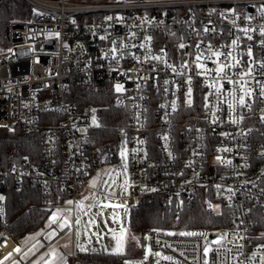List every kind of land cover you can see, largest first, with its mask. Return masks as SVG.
<instances>
[{
    "label": "built area",
    "instance_id": "2783aa9c",
    "mask_svg": "<svg viewBox=\"0 0 264 264\" xmlns=\"http://www.w3.org/2000/svg\"><path fill=\"white\" fill-rule=\"evenodd\" d=\"M25 1L29 16L6 22L0 38V127L41 131L43 153L39 162L0 155V262L12 254L5 264H31L74 231L77 193L86 190L101 192V201L125 199L127 229L142 197H159L176 215L198 198L224 222L229 210L231 225L192 229L198 235L148 231L160 249L152 264H264V0ZM221 64L228 67L217 74ZM94 77L107 80L111 105L129 121L109 143L89 147L99 108L69 95L72 80ZM122 152L130 190L117 196L98 184ZM9 178L42 188L41 207L61 211L20 251L7 216ZM65 217L71 226L61 231Z\"/></svg>",
    "mask_w": 264,
    "mask_h": 264
},
{
    "label": "trees",
    "instance_id": "16d2710c",
    "mask_svg": "<svg viewBox=\"0 0 264 264\" xmlns=\"http://www.w3.org/2000/svg\"><path fill=\"white\" fill-rule=\"evenodd\" d=\"M30 12L31 6L25 0H0V35L4 33L6 22L29 16ZM70 85L69 96L78 104L94 102L99 108L100 122L89 128V147L107 144L115 139L121 123L129 121V114L126 109L111 105L110 100L115 91L108 85L107 80L94 77L72 80ZM42 153L41 131L28 133L17 129L12 132L0 127V155L4 160L27 156L33 162H39ZM4 183L7 216L12 221L11 230L21 237L41 228L51 214V209L41 207L48 194L42 188L30 184L19 188L12 178L4 180ZM60 192L65 194V191ZM50 195L51 201L56 202L54 191ZM225 213L228 217L226 222L221 215L207 212L198 198L180 215H176L175 210L165 205L159 197H142L131 212L129 231L141 236L145 231L172 233L170 231L174 230L173 233H179L195 228L214 230L231 225L229 210ZM136 249L127 247L124 252L87 249L78 251L76 256L78 264H122L126 257L134 255Z\"/></svg>",
    "mask_w": 264,
    "mask_h": 264
},
{
    "label": "rangeland",
    "instance_id": "374dc122",
    "mask_svg": "<svg viewBox=\"0 0 264 264\" xmlns=\"http://www.w3.org/2000/svg\"><path fill=\"white\" fill-rule=\"evenodd\" d=\"M2 36L3 35H0V38H2ZM97 179L98 176H95L90 183L95 185ZM98 186L101 190L107 191L112 195L121 196L129 193V164L125 155L119 157L115 162L108 163L104 167V172ZM77 195L78 203L83 202L82 209L77 207V217L79 218L80 223L75 226L74 231L64 235L51 249L46 250L31 264H45V261H51L53 259L51 253L53 248L56 250L55 264H71L72 253L74 251H83L81 248L84 250L99 248L106 251H115L117 248L116 238L120 236L123 238L120 240L121 248L119 252H124L127 247L135 249L137 248V245L139 246V248L133 252L134 255L126 257L124 261L126 260L129 264H152V261L158 256L156 253L160 254V249L153 246L148 231L144 233L145 238H142L141 241H139L140 235L130 233L129 229L122 227L120 214L122 212H127L125 199H113L114 202L122 204L120 206L102 207V205H99L101 199L104 197L101 192L85 190L79 191ZM0 197H3L2 194H0ZM86 197L87 199H85ZM105 199L107 200V198ZM57 212H59L60 216L61 211L59 209L55 210L45 220V223L41 228L21 236V243L17 249H19V251L23 249L43 230V228L50 226L52 224L50 217ZM67 218L68 221L71 222L70 218ZM173 231L174 230H171L170 232L173 233ZM188 232L194 233L195 230H189ZM54 233V231L50 232L47 237H52ZM77 233H79V235H77ZM131 235L133 236L131 237ZM42 243V241H39L29 247L23 253L22 258H29L42 246ZM206 248H211L207 239ZM12 256V254L9 255L7 259L2 261V264L9 261ZM10 264H20V260L13 261Z\"/></svg>",
    "mask_w": 264,
    "mask_h": 264
},
{
    "label": "snow or ice",
    "instance_id": "6c2138e0",
    "mask_svg": "<svg viewBox=\"0 0 264 264\" xmlns=\"http://www.w3.org/2000/svg\"><path fill=\"white\" fill-rule=\"evenodd\" d=\"M149 39H150V38H149ZM232 43H233V44H236L237 41H236V40H233ZM180 47L183 48L184 45L181 44ZM214 55L217 56V57H219V56L222 55V53H220V52H216V53H214ZM229 55H230V54H229ZM249 55H251V51H249ZM196 59H197V61H199V60H200V56H197ZM198 67H201V65H198ZM226 67H228V66H227V65H223V64H221V65L216 69L217 74L223 73V72L225 71V68H226ZM229 82H231V81H229ZM117 90H119V86H117ZM188 95H189V96L191 95V91H189ZM189 103H191L190 100H189ZM240 103H241V105H243V104L245 103V101H244V97H243V96L240 97ZM229 107H231V105H229ZM121 155L123 156L124 153L122 152ZM93 186H94V185H93ZM0 199H2V197H0ZM85 199H87V197H86ZM68 203H69V204H72L73 202H72V201H68ZM109 206H111V207H117L116 205H102V207H109ZM77 207L82 209V208H83V202H79L78 205H77ZM114 218H115V217H114ZM58 219H59V212L54 213V214L50 217V220H51L52 223H56ZM75 223H76V224H79V223H80V220L77 219V220L75 221ZM70 226H71V224L69 223L67 217H65V218L59 223V228H60L61 231H63L64 228H66V227H70ZM122 231H123V230H122ZM170 234H171V233H170ZM50 235H52V234H50ZM77 235H79V233H77ZM180 235H190V236H192V235H198V233H191V232H189V233H180ZM122 238H123L122 236L116 238V239H117V248L115 249V251H117V252L120 251V248H121V246H120V240H121ZM81 250H84V249L81 248ZM16 251H19V249H16ZM207 252H208V249L205 248V255H207ZM51 253H52L53 259H52L51 261H45V264H55V260H56V250H55V248H53V249L51 250ZM9 255H10V254H9ZM156 255H159V253H156ZM5 259H7V257H5ZM165 259H171V257H165ZM0 264H2V262H0ZM126 264H128V262H126ZM205 264H207V262H205Z\"/></svg>",
    "mask_w": 264,
    "mask_h": 264
},
{
    "label": "water",
    "instance_id": "95a60500",
    "mask_svg": "<svg viewBox=\"0 0 264 264\" xmlns=\"http://www.w3.org/2000/svg\"><path fill=\"white\" fill-rule=\"evenodd\" d=\"M99 205H116V206H120L122 204L118 203V202H114L111 200H106V201H100ZM110 207V206H109ZM222 234H211L210 235V239L212 241H221L222 240Z\"/></svg>",
    "mask_w": 264,
    "mask_h": 264
},
{
    "label": "crops",
    "instance_id": "0c3cea01",
    "mask_svg": "<svg viewBox=\"0 0 264 264\" xmlns=\"http://www.w3.org/2000/svg\"><path fill=\"white\" fill-rule=\"evenodd\" d=\"M53 246H54V245H53ZM53 246H52V247H53ZM52 247H50L49 249H51ZM49 249H47V250H49ZM85 250H87V249H85ZM45 251H46V250H45ZM45 251H44V252H45ZM44 252H43V253H44ZM43 253H42V254H43ZM76 253H77V252H76Z\"/></svg>",
    "mask_w": 264,
    "mask_h": 264
}]
</instances>
